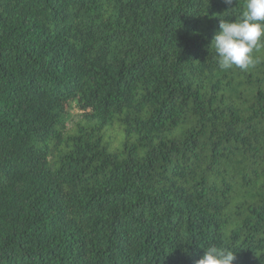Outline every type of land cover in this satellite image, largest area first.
<instances>
[{"label":"trees","instance_id":"trees-1","mask_svg":"<svg viewBox=\"0 0 264 264\" xmlns=\"http://www.w3.org/2000/svg\"><path fill=\"white\" fill-rule=\"evenodd\" d=\"M244 5L0 0V264H264V43L210 46Z\"/></svg>","mask_w":264,"mask_h":264},{"label":"clouds","instance_id":"clouds-1","mask_svg":"<svg viewBox=\"0 0 264 264\" xmlns=\"http://www.w3.org/2000/svg\"><path fill=\"white\" fill-rule=\"evenodd\" d=\"M233 5L235 0H224ZM264 43V0H245L241 17L221 20L220 30L214 36L211 47L222 70L233 66L246 70L254 65L252 52ZM236 253L213 246L205 250L197 264H234Z\"/></svg>","mask_w":264,"mask_h":264},{"label":"rangeland","instance_id":"rangeland-1","mask_svg":"<svg viewBox=\"0 0 264 264\" xmlns=\"http://www.w3.org/2000/svg\"><path fill=\"white\" fill-rule=\"evenodd\" d=\"M82 114V110L78 106L76 102H72L69 106V113H68V126L72 127L76 121L80 118Z\"/></svg>","mask_w":264,"mask_h":264}]
</instances>
